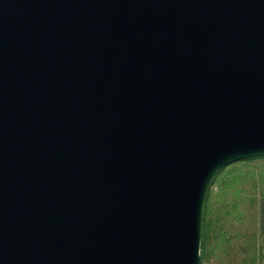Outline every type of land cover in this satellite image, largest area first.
<instances>
[{"label": "water", "instance_id": "water-1", "mask_svg": "<svg viewBox=\"0 0 264 264\" xmlns=\"http://www.w3.org/2000/svg\"><path fill=\"white\" fill-rule=\"evenodd\" d=\"M261 155L264 0H0V264H201Z\"/></svg>", "mask_w": 264, "mask_h": 264}, {"label": "trees", "instance_id": "trees-1", "mask_svg": "<svg viewBox=\"0 0 264 264\" xmlns=\"http://www.w3.org/2000/svg\"><path fill=\"white\" fill-rule=\"evenodd\" d=\"M262 197L264 155L232 162L216 174L202 209L201 264H264Z\"/></svg>", "mask_w": 264, "mask_h": 264}, {"label": "rangeland", "instance_id": "rangeland-1", "mask_svg": "<svg viewBox=\"0 0 264 264\" xmlns=\"http://www.w3.org/2000/svg\"><path fill=\"white\" fill-rule=\"evenodd\" d=\"M260 208H261V217H260V226L264 231V197L260 199Z\"/></svg>", "mask_w": 264, "mask_h": 264}]
</instances>
